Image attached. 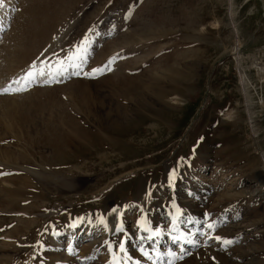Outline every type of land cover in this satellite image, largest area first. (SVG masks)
<instances>
[{
	"label": "rangeland",
	"instance_id": "1",
	"mask_svg": "<svg viewBox=\"0 0 264 264\" xmlns=\"http://www.w3.org/2000/svg\"><path fill=\"white\" fill-rule=\"evenodd\" d=\"M1 24L0 264H157L117 243L152 228L204 238L172 264H264V0H0ZM96 214L125 229L106 260Z\"/></svg>",
	"mask_w": 264,
	"mask_h": 264
},
{
	"label": "bare ground",
	"instance_id": "2",
	"mask_svg": "<svg viewBox=\"0 0 264 264\" xmlns=\"http://www.w3.org/2000/svg\"><path fill=\"white\" fill-rule=\"evenodd\" d=\"M1 27H3L2 24L0 25V28ZM238 49H239V47H238ZM236 55H239V51L236 53ZM237 57L239 58V56H237ZM261 71L263 72L264 69L261 70ZM40 82H41V80H40ZM145 188H144V184L140 186L139 192L141 194V198H142V196L144 198ZM91 218H93L94 222L95 221H98V222L100 221L101 222V221L104 220L103 222L105 223V221H106L110 225V230L105 234V237H104V235H102V237H101L100 235H97L96 233L92 232L91 229H87L86 236L88 235V236H91V237L89 239L86 238L87 241L86 240L84 241V242H89L88 244L84 245V243H82L83 244L82 245L83 247L81 248L80 251H83V253H84V252H86V250H88V252L89 253H92L93 255L94 254H97V253H102L103 258L106 260V259H108V254L109 253L106 254V252H103V251H107L108 252V248H109V245H108V239H109L108 238V234H110V235L114 234V232H116L115 230L116 229L119 230V228H120V230L122 228V230L125 231V229L123 228L124 226L120 223L121 225L118 224L119 225V228L118 227L116 229L113 228V226H114L115 223L113 224V226H111V223L114 222V221H116V219H113V218L111 220L109 218L108 219H105L104 216L101 215V214H99V215L96 214L94 216L90 215L86 219L87 220H90ZM86 222H88V221H86ZM116 222H118V221H116ZM71 224L72 225L67 228V231L68 230L70 231L68 233L69 234V237H68V240H67V244H64V242L62 243V241L59 240V237H61V235L60 236L58 235V237L56 236V237H54L52 239V242L54 244H56L57 245V248H58V251H56L57 253H55L57 255L60 254L59 252L61 251V248L62 247L65 248V249H70L71 246L73 245L72 244V240L73 239H74L73 240V243H74L73 247L75 245H77L75 243L78 242V241H80V238L84 234V233L83 234L82 233H78L80 231L79 228H78V225H79L78 220H76L74 218L73 219V223H71ZM88 231H90V235H89V232ZM114 235H116V233ZM170 235L171 234H168L166 236V239H165V237H163L162 233L159 232V229L152 228L150 230V232L145 233V234H142V235L137 234L135 238H131V236H125L124 238L123 237L121 238V239H123L122 241L119 240V238H118V242L117 243H118V246L123 245V251L127 255H131V254L132 255L133 254H137V255L138 254H144L143 253L144 252L143 250H150V251H152V254H150L149 257L151 258L152 263H157V264H172L177 259H180L181 257L188 255L189 251H193L195 249V245H199L200 243H203L202 241L204 239L203 238V239H201V240L198 241V240H196L194 238L186 239V237H184L182 235L181 236L179 235L178 237L177 236H173V235L170 236ZM172 243H175V244H172ZM204 244H205V242H204ZM173 246H175L176 248L175 249L172 248ZM101 249H103V250L101 251ZM71 250H72V248H71ZM123 251H121V252H123ZM148 253H146V254L148 255ZM52 255H53V253H52ZM90 255L91 254H89V256ZM134 257H136V256H134ZM116 259L118 260L117 257H116ZM119 259H121V258H119ZM119 262L121 263V261H119Z\"/></svg>",
	"mask_w": 264,
	"mask_h": 264
},
{
	"label": "snow or ice",
	"instance_id": "3",
	"mask_svg": "<svg viewBox=\"0 0 264 264\" xmlns=\"http://www.w3.org/2000/svg\"><path fill=\"white\" fill-rule=\"evenodd\" d=\"M82 52H86V48H80V49L77 51V53H75V54L72 55V56H69V61L72 62V63H71V66H72V67H75V68H79V67H80L79 64H76V63H75V60H82V59H83V56L81 55ZM60 71H63V67H61V69L58 70V72H60ZM94 71H95V72H102L103 70H102V69H96V70H94ZM39 74H40V75H44V72L41 71ZM75 74L78 75L79 73L77 72V73H75ZM34 75H35L34 73L29 72V73L27 74V77H34ZM27 77H25L24 79H27ZM13 83L18 84L19 81H14ZM20 90H22V89L19 88V87L13 89V88H12V85H9L8 88H5V89L0 90V91H3V92H9V91H20ZM208 227L211 228L212 225L209 224ZM217 239H219V238L217 237ZM223 243H225V244H230V243H232V242H231V241H227V240H225V241H223ZM120 249H121V251H123V245H120ZM113 264H119V261L114 259Z\"/></svg>",
	"mask_w": 264,
	"mask_h": 264
}]
</instances>
